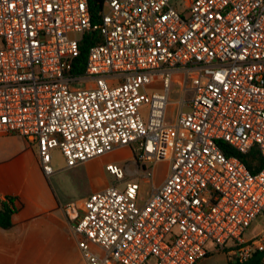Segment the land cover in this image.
Segmentation results:
<instances>
[{
	"label": "built area",
	"instance_id": "obj_1",
	"mask_svg": "<svg viewBox=\"0 0 264 264\" xmlns=\"http://www.w3.org/2000/svg\"><path fill=\"white\" fill-rule=\"evenodd\" d=\"M91 31L100 43L76 74ZM0 134L35 144L46 177L54 149L65 169L130 150L65 207L86 264H196L208 242L246 261L264 248V228L243 238L264 217V167L225 152L264 159V0H104L95 24L88 0H0ZM137 178L151 181L141 203Z\"/></svg>",
	"mask_w": 264,
	"mask_h": 264
},
{
	"label": "crops",
	"instance_id": "obj_2",
	"mask_svg": "<svg viewBox=\"0 0 264 264\" xmlns=\"http://www.w3.org/2000/svg\"><path fill=\"white\" fill-rule=\"evenodd\" d=\"M124 149L129 151L126 147L114 151ZM92 161L77 166L84 167L89 177ZM50 180L51 176L41 172L35 144L16 135L0 134V210L9 198L14 207L9 218L11 226L0 228V264H86L78 239L71 232L73 221L65 210L73 202L65 203L61 190H55ZM105 184L90 193L103 189ZM227 263L225 253L217 249L196 264Z\"/></svg>",
	"mask_w": 264,
	"mask_h": 264
},
{
	"label": "rangeland",
	"instance_id": "obj_3",
	"mask_svg": "<svg viewBox=\"0 0 264 264\" xmlns=\"http://www.w3.org/2000/svg\"><path fill=\"white\" fill-rule=\"evenodd\" d=\"M188 1V0H183ZM157 92H161L159 84H155L152 88ZM179 85L176 83L172 84L169 94V106L167 107V117L171 120L173 112L175 111L174 103L179 98ZM143 120L147 119L148 107L143 105L140 108ZM113 152V151H112ZM132 160V154L130 150H119L114 151L112 154H105L98 158L93 159L90 163V171L92 177H89L84 167H74L67 170L65 169L64 159L59 150L54 149L52 151V166L53 174L51 175V184L55 190H61L62 197L66 202H73L75 206L79 205L86 195L90 193L93 188L107 185L113 181V178L108 175L103 169L104 165L108 162L116 163L117 165L124 166ZM133 169V165H129V170ZM165 163H158L155 167V177L153 185L157 184L158 180H161L165 176ZM140 186L139 203L143 202L148 196V192L151 188V181L147 182L144 179L137 178L136 180ZM105 184V185H106ZM264 228V217H258L252 225L244 233L243 238L250 240L254 237L259 230ZM208 250L213 251L214 248L211 242L206 244Z\"/></svg>",
	"mask_w": 264,
	"mask_h": 264
},
{
	"label": "trees",
	"instance_id": "obj_4",
	"mask_svg": "<svg viewBox=\"0 0 264 264\" xmlns=\"http://www.w3.org/2000/svg\"><path fill=\"white\" fill-rule=\"evenodd\" d=\"M104 0H88V8L91 15V21L93 24L97 23L99 20V13L102 10ZM100 43V36L98 32L91 31L84 33L79 42V54L74 59L72 64V70L76 74H81L84 72V65L86 60V55L90 47ZM226 154L236 155L241 162L246 166L251 172H256L262 167H264V159L259 155L258 149L252 147L251 150L245 155H238L232 152H225ZM13 200L9 198L7 204H2L0 210V228L7 229L11 226L10 216L14 212V207L12 205ZM262 253H264V248L261 251L255 250L250 258L246 261L238 263L237 261H229L227 264H261Z\"/></svg>",
	"mask_w": 264,
	"mask_h": 264
}]
</instances>
